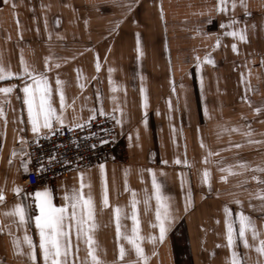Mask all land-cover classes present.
<instances>
[{"label": "crops", "instance_id": "0c3cea01", "mask_svg": "<svg viewBox=\"0 0 264 264\" xmlns=\"http://www.w3.org/2000/svg\"><path fill=\"white\" fill-rule=\"evenodd\" d=\"M219 3L0 0V64L19 72L23 55L30 68L44 71L45 58L51 57L47 75L58 112L57 75L64 82V126L89 121L94 109L98 117L101 107L121 120L112 159L25 189L22 179L27 171L22 161H28L27 145L34 141V134L22 102V81L15 77L0 81V87L18 86L11 93H0L4 111L0 116V191L4 195L0 201V228L4 229L0 232V264H33L26 245L22 244L24 254L16 253L8 233L11 230L22 239L24 228H17L16 218L5 213L25 194L43 188L50 189L53 203H64V193L80 187V173L84 174L83 191L91 192L95 200L94 239L98 255L107 264H142L123 239L119 243L124 244L126 255L118 261L114 208L123 209L121 224L130 232L132 221L126 217L133 190L140 201V234L145 237L142 247L148 264H231L225 205L233 218L241 210L250 216L259 238L264 239V199L260 197L264 172L256 171L257 167L264 169V0H244L246 8L236 0L234 9L232 0H225L222 7L226 11H218ZM230 20L238 23L220 27ZM241 28H246V40L225 34ZM208 54L214 63L205 59ZM13 149L24 154L12 157ZM176 159L181 163L176 164ZM229 166L231 172L221 171ZM148 169L154 170L170 198L172 219L162 241L158 227H153L156 201L150 200L147 210L143 203L145 190L148 195L152 192ZM205 169L208 182L204 181ZM104 180L107 207L102 204ZM17 185L22 188L19 196L13 191ZM26 228L37 243L36 264H43L35 224L28 223ZM247 239L249 245L258 243L250 232ZM72 243L73 253L78 244V257L83 260L85 243L75 235ZM235 251L241 264H264V256L255 247H244L239 239Z\"/></svg>", "mask_w": 264, "mask_h": 264}, {"label": "snow or ice", "instance_id": "6c2138e0", "mask_svg": "<svg viewBox=\"0 0 264 264\" xmlns=\"http://www.w3.org/2000/svg\"><path fill=\"white\" fill-rule=\"evenodd\" d=\"M7 2V0H5ZM225 0H220L218 4V11H226V8L222 7ZM242 6L244 5V0H240ZM14 6V5H13ZM233 9L236 7V0H232ZM210 22V21H209ZM238 23L236 20H230L225 24L221 22L220 27H231L233 24ZM233 37H239L240 40H246V28L236 29L225 33ZM220 39L217 37L216 46H219ZM233 50H236V45H232ZM51 57L45 58V69L44 71H37L35 68H30L26 61L21 55V71L13 72L10 67L5 68L3 64H0V81L10 78H19L22 81L20 86V91L23 93L22 102L25 106L27 112L28 123L31 126V132L34 134L35 143H39L41 136L44 138H50L55 134L57 127H63L65 124L63 110L66 107L65 96L63 92V81L56 77V91L59 93L60 111L58 112L56 107L52 103V93L53 88L49 82V77L47 73L51 70L49 67V60ZM205 59L209 63H214L211 55H206ZM197 68L200 65V58L197 57ZM59 67V65H56ZM97 70L100 68L99 62L96 64ZM79 72V70H77ZM112 69H109L111 72ZM79 79V76H78ZM18 86L16 84H9L7 86L0 87V93H11ZM83 87V85H81ZM99 95V94H98ZM21 99V97H18ZM114 99V98H113ZM259 112L261 109H255ZM100 115H106L103 108L99 110ZM97 110H92V115L89 117V121L93 120L96 116ZM4 115L3 108L0 107V116ZM117 124L121 123L120 118L113 117ZM21 123H23V117L20 118ZM88 121L85 122L87 124ZM73 128H83L84 124H73ZM42 129H46V132L42 133ZM95 135V133H91ZM21 143H25V139L20 137ZM108 141L100 139L99 143L104 144ZM203 146V144H202ZM239 147V145H236ZM91 148H95V144L89 145ZM24 153L13 149L11 156L16 157L17 155H23ZM211 154V153H210ZM49 163H51L55 157L49 155L47 157ZM11 162V160H10ZM176 164H180L181 161L176 159L174 161ZM167 163V161H163ZM184 163H187L185 160ZM243 166L244 162H240ZM28 161H22V167L25 171L27 168ZM44 164H40L39 170H43ZM101 172L103 174L104 164L99 165ZM152 173V192L150 195L147 194L144 197L143 203L145 205V210L149 207L150 200L154 199L156 201L155 208V220L156 223L153 227H158L159 229V239L162 241L165 238L168 224L167 222L172 219L171 208H170V198L163 192L162 185L157 181L154 170L148 169ZM221 171L231 172V167L227 169H221ZM256 171L264 172V169L257 167ZM83 173H80L81 183L80 187H73L64 193V203L57 205L53 203L51 191L48 188H43L42 190H37L35 193H27L24 198L19 202L15 203L5 215H10L15 217L14 223H16L17 228L23 227L24 234L21 237L15 235L14 232L9 230V235L12 236L13 247L17 254H24L22 244L26 245L28 248L27 255L33 264L37 262V243L34 242L31 235L28 234L26 225L28 223H34L35 228L39 236L38 248L40 251V256L42 258L43 264H107L106 261L101 259L98 255V249L94 239V230L96 228L95 221V200L91 192L85 194L83 189L85 184L83 182ZM209 172L207 169L204 170V181L208 182ZM221 179H226V177H221ZM253 179H259V177H253ZM264 182V181H262ZM90 188V185H88ZM127 189V184H126ZM13 191L19 196L22 193L21 186L17 185L13 188ZM34 197L33 200H28L27 197ZM137 194L133 190L132 198L130 200V213L126 218L132 221V227L129 232L127 227L121 224V220L125 218L123 209L120 206L114 208L115 224H116V238L118 241V261H123L126 255V249L124 244L119 243L121 239L127 241L131 248L135 251L138 261L142 264H148V256L142 247V241L145 239L140 234V219L138 204L140 201L136 198ZM260 197L264 199V192L260 193ZM4 195L0 191V201H3ZM237 204H241V201L237 200ZM33 204L35 205V214H33ZM102 204L107 207L109 204L108 200V189L107 182L104 180L103 190H102ZM225 212V238L227 241V247L231 250V264H241V259L239 254L235 251L236 241L239 239L244 247H255V250L261 256H264V239H260V232L257 230L254 220L246 215L242 210L235 214L233 218V213L227 205L224 207ZM238 225V227H237ZM122 227L125 229L122 231ZM4 231L0 228V232ZM251 233L253 240L258 241L254 245H249L247 239V233ZM75 235L77 241L83 240L86 245L87 255L83 260H79L78 257V244L76 246V253H73V243L72 236ZM148 239L155 241L157 237L149 236ZM219 246V245H218ZM117 264V262H113ZM129 264H136L135 261L129 262ZM259 264V262H258Z\"/></svg>", "mask_w": 264, "mask_h": 264}, {"label": "built area", "instance_id": "2783aa9c", "mask_svg": "<svg viewBox=\"0 0 264 264\" xmlns=\"http://www.w3.org/2000/svg\"><path fill=\"white\" fill-rule=\"evenodd\" d=\"M113 113L99 115L91 121L80 123L83 128L64 126L57 127L50 138H40L39 143L29 142L27 145L28 170L22 179L25 189L52 178L64 175L76 168L89 166L94 163L113 158L117 145L118 127ZM95 133V135H91ZM104 139L107 143L100 144ZM95 144V148L89 145ZM55 159L49 163L47 157ZM44 164L43 170H39Z\"/></svg>", "mask_w": 264, "mask_h": 264}, {"label": "rangeland", "instance_id": "374dc122", "mask_svg": "<svg viewBox=\"0 0 264 264\" xmlns=\"http://www.w3.org/2000/svg\"><path fill=\"white\" fill-rule=\"evenodd\" d=\"M141 262V261H140Z\"/></svg>", "mask_w": 264, "mask_h": 264}]
</instances>
